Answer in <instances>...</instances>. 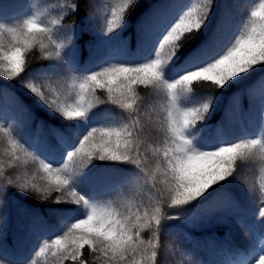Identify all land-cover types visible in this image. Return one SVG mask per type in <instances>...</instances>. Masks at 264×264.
<instances>
[{
    "label": "trees",
    "instance_id": "16d2710c",
    "mask_svg": "<svg viewBox=\"0 0 264 264\" xmlns=\"http://www.w3.org/2000/svg\"><path fill=\"white\" fill-rule=\"evenodd\" d=\"M199 0H136L124 24L107 33L105 21L112 0H0V22L38 15L54 25L53 39L63 42L59 56L45 57L38 46L26 54L28 67L22 76L0 75V122L28 153L54 166L63 165L68 153L94 127L119 126L128 111L107 101L106 89L97 88L100 103L78 119H66L31 91L36 85L70 86L74 76L83 77L113 63L137 64L155 54L161 30L182 7ZM258 0H214L203 28L179 50L165 77L178 76L205 40L218 30L230 41L247 25L250 9ZM11 36L3 43L7 47ZM136 91L143 105L159 100L158 93L143 85ZM211 97L206 117L185 129L201 149L247 139H264V64L240 73L218 89L195 87L178 103L188 107ZM6 140L0 139V261L5 264H52L50 255L36 256L43 241L62 235L74 220L87 214L88 206L42 199L32 188L19 184L37 167L32 155L18 153L20 161L8 163ZM130 161L93 158L68 172L71 186L91 202L115 197L140 176ZM9 179L13 183H9ZM264 160L260 156L238 159L236 171L211 186L192 203L167 210L161 225L160 264H226L239 251L253 252L264 238ZM85 255L88 252L84 249ZM256 255H258L256 253ZM63 264H76L70 259Z\"/></svg>",
    "mask_w": 264,
    "mask_h": 264
},
{
    "label": "clouds",
    "instance_id": "9594fccd",
    "mask_svg": "<svg viewBox=\"0 0 264 264\" xmlns=\"http://www.w3.org/2000/svg\"><path fill=\"white\" fill-rule=\"evenodd\" d=\"M213 2H192L164 34L155 54L144 62L113 63L82 78L74 76L71 85L63 88L27 82L26 86L43 102L69 120L86 115L88 109L82 106L84 96L81 93L87 91L90 83L94 85L101 79L106 81L108 76L116 77L118 82L127 80L143 84L159 97L157 102L144 106L143 97L135 90L134 106H126L129 118L120 126L130 129L126 141L129 147L120 161L134 163L141 174L126 191L115 197L91 202L71 186L68 175L70 170L89 163L93 158L107 159L100 155L103 148L95 144V137L108 132L107 128H91L68 153L66 162L59 166L28 153L24 148L37 165L29 175L41 186L48 183L42 177H63L62 186L53 183L46 193L35 190L40 198L88 206L86 215L72 221L62 235L45 241L36 256L50 255L52 264H61L56 250L72 247L75 252L72 259L76 264H160V232L167 210L188 205L202 196L206 189L198 185L207 183V177L218 175L224 180L231 176L236 171L238 159L258 155L264 160V139L240 140L214 149H201L188 136H179L176 131L178 117L183 118L184 125L195 119L192 124L195 125L205 119L212 105L209 97L197 105L181 106L178 101L183 93L194 91L197 86L221 88L238 74L264 64V0H258L250 9L247 25L222 55L200 66L189 67L174 79L165 77L168 66L179 52L180 42L204 24ZM130 3L131 0H112L105 21L107 33L124 24ZM30 19L31 16L12 24L0 22V30L22 29ZM28 52L21 53L20 67L13 71L25 72ZM44 56L47 57L45 53ZM177 140L181 143L177 144ZM89 150L95 155L89 154ZM174 151L184 153L175 166L169 158ZM261 214H264V208ZM86 247L88 252L85 255ZM0 264L5 262L0 261ZM178 264H184V261L180 260ZM254 264H264V253Z\"/></svg>",
    "mask_w": 264,
    "mask_h": 264
},
{
    "label": "snow or ice",
    "instance_id": "6c2138e0",
    "mask_svg": "<svg viewBox=\"0 0 264 264\" xmlns=\"http://www.w3.org/2000/svg\"><path fill=\"white\" fill-rule=\"evenodd\" d=\"M199 2L205 3L206 0H199ZM135 3L136 0H131V3L129 5L130 10L135 5ZM188 6H190V4L182 7L181 10L176 14L174 19H172L171 22L161 30V33L158 36L155 44V50L158 47L159 42L163 38L164 34H166L175 20L179 18V16L186 10ZM127 14L128 13L125 14V19L127 17ZM38 15L39 14L31 16L29 22L24 25L22 29H16L14 31L0 30V75H4L8 79H16L17 77L22 76L23 73L18 74L12 69H18L20 67V63L22 62L21 53L30 50L34 46H38L41 52L45 53L47 57L60 55V50L64 46L63 42H60L57 39H53L54 25L58 24L60 21L53 20L51 22V26H48L42 19L38 18ZM203 26L204 24L198 30H194L193 32L188 33L186 37L180 42V49H182L185 44L188 43V41L192 40L196 36V34L203 28ZM117 29L119 28H114L112 32ZM239 34L240 32L238 34H234L231 40L226 42V34L218 30L216 33L209 36L207 40H205L203 47H201L199 51H197L192 56V58L189 60L188 64L182 71L188 70L189 67L200 66L203 63H207L211 59H215L218 56L222 55L227 50V48L232 45ZM7 36H11V41L6 47L3 41ZM27 67L28 65L26 66L25 71ZM140 85L143 84H136L135 82L129 83V81L127 80L118 82L116 77L108 76L106 81L103 79L97 80L94 85L90 83L87 86V91L81 93L84 96L82 106L89 110L95 104L102 102L96 96V89L102 88L106 89L108 102H111L112 104L117 105L122 109H126V106H134V92L136 90V87ZM145 88L148 89L147 87ZM195 122V119H193L189 124L184 125L183 118L178 117L176 128L178 135L183 136L185 134V129ZM102 128H107L108 132L104 133L103 135H97L95 137V144L103 148V153L100 154L101 157L107 158L109 160L120 161L122 156L126 155V148L129 147L128 145H126V141L128 139V133L130 129L121 127L120 125L106 126ZM0 139L6 140L7 144L9 145V147L6 149L8 163L19 162L20 156L18 155V153L20 152H24L25 155H29L24 151L23 145L17 139L13 138L11 133V125H5L4 122H0ZM176 143L180 144L181 142L177 140ZM89 154L95 155L91 152V150H89ZM183 155L184 153H181L180 151H174L172 154H170L169 158L172 160V164L175 166L178 159H181ZM0 167H3V162H0ZM42 179H45L48 182L47 186H41L32 176L24 178L19 185L24 188H32L34 190L43 191L45 193L51 188L53 183L62 186L60 182L63 177H42ZM206 180L207 183L198 185V187L206 189V191L211 186L216 185L220 181H222L219 179L218 175L215 177H207ZM214 180L217 182L214 183ZM9 183H13V181L9 179ZM45 199H47V197H45ZM45 241H43V243ZM56 253L61 259V264H63L65 258H67V260L70 259L71 261L76 262L72 259V257L75 256V252L72 247H68L62 250H56Z\"/></svg>",
    "mask_w": 264,
    "mask_h": 264
},
{
    "label": "rangeland",
    "instance_id": "374dc122",
    "mask_svg": "<svg viewBox=\"0 0 264 264\" xmlns=\"http://www.w3.org/2000/svg\"><path fill=\"white\" fill-rule=\"evenodd\" d=\"M258 249H261L262 252H264V242L260 243V245L258 246ZM258 257H251V256H247L246 254L243 255H239L238 257V261L235 262V264H254V261L257 259Z\"/></svg>",
    "mask_w": 264,
    "mask_h": 264
}]
</instances>
